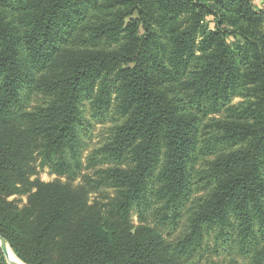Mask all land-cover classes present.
<instances>
[{"label": "trees", "instance_id": "obj_1", "mask_svg": "<svg viewBox=\"0 0 264 264\" xmlns=\"http://www.w3.org/2000/svg\"><path fill=\"white\" fill-rule=\"evenodd\" d=\"M115 102L97 150L113 166L91 179L115 190L106 207L32 179L36 153L75 175ZM0 235L27 264H264V9L0 0Z\"/></svg>", "mask_w": 264, "mask_h": 264}, {"label": "rangeland", "instance_id": "obj_2", "mask_svg": "<svg viewBox=\"0 0 264 264\" xmlns=\"http://www.w3.org/2000/svg\"><path fill=\"white\" fill-rule=\"evenodd\" d=\"M256 5L264 9V0H254ZM46 97L43 95H34L30 107L38 103H41ZM244 101V98L237 97L234 99V104H239ZM89 116V105H87ZM124 121V118L119 114L117 109V102L108 114V117L104 122L98 123L93 121L89 132L84 136V148L82 151V163L81 169L73 176H59L52 173L51 169L47 166H41L40 156L36 153L33 164L36 167V174L32 175V179L40 178L44 182H59L63 185L70 187L74 191L85 193L88 202L90 204H97L98 206H105L115 196V190L108 187L94 188V183L91 179L98 177V171L113 166L109 162H101L99 159L101 155L97 154V150L102 147L112 134L115 127L120 125ZM98 159V160H97ZM70 177V178H69ZM10 200L19 199L18 203L23 206L27 202L26 195H14L9 198ZM134 222L137 224V217L133 216ZM178 235V232L175 234ZM173 237H167L171 240ZM231 256L227 253H223L219 256L206 254L200 262L194 264H229Z\"/></svg>", "mask_w": 264, "mask_h": 264}, {"label": "water", "instance_id": "obj_3", "mask_svg": "<svg viewBox=\"0 0 264 264\" xmlns=\"http://www.w3.org/2000/svg\"><path fill=\"white\" fill-rule=\"evenodd\" d=\"M0 247L2 249V252H3L8 264H27L24 261H22L16 254L15 255L17 256V260L10 259L8 249H9V247L11 248V246L6 241V239L4 237H2L1 235H0Z\"/></svg>", "mask_w": 264, "mask_h": 264}, {"label": "bare ground", "instance_id": "obj_4", "mask_svg": "<svg viewBox=\"0 0 264 264\" xmlns=\"http://www.w3.org/2000/svg\"><path fill=\"white\" fill-rule=\"evenodd\" d=\"M8 250H9L10 259L17 260V256L15 255L14 251L12 250V248L9 247Z\"/></svg>", "mask_w": 264, "mask_h": 264}]
</instances>
